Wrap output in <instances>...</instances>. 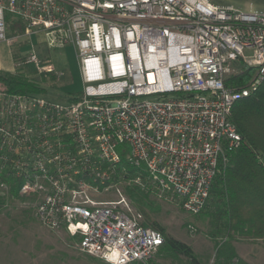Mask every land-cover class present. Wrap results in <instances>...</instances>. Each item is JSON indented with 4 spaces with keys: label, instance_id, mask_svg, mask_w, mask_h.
Returning a JSON list of instances; mask_svg holds the SVG:
<instances>
[{
    "label": "built area",
    "instance_id": "built-area-1",
    "mask_svg": "<svg viewBox=\"0 0 264 264\" xmlns=\"http://www.w3.org/2000/svg\"><path fill=\"white\" fill-rule=\"evenodd\" d=\"M0 44L30 45L39 75L56 72L40 52L73 47L83 81L74 102L0 91V194L109 264L147 263L164 237L96 197L133 183L199 214L242 143L232 110L264 82V11L209 0H0Z\"/></svg>",
    "mask_w": 264,
    "mask_h": 264
},
{
    "label": "rangeland",
    "instance_id": "rangeland-1",
    "mask_svg": "<svg viewBox=\"0 0 264 264\" xmlns=\"http://www.w3.org/2000/svg\"><path fill=\"white\" fill-rule=\"evenodd\" d=\"M209 1L216 6L233 7L244 13H260L264 10V0ZM33 43L38 44L36 38L33 39ZM12 49L0 44V70L15 73L21 68L26 77L48 89V94L43 95L45 98L65 103L64 97L69 93L82 92L80 65L73 47L54 49L47 53L40 52L39 55L47 56L54 66L55 82L51 81L50 77L37 74L34 68L20 63L31 53L30 45ZM15 55L21 59L18 63L15 62ZM238 72L239 67H235L233 74ZM130 185L134 184L119 185L108 194L96 198L109 202L125 200L131 209L130 214L137 218V210L125 195L126 188ZM151 201L153 208H147L151 219L162 227L168 236L192 247L203 264H227L225 256L231 250L235 254L232 264H264V241L240 240L229 245L223 240L215 242L209 235L211 231L209 219L199 215L200 213L189 214L175 203L161 201L154 195L151 196ZM18 205L20 204L15 202L13 205L15 208L12 206L0 212V264H109L81 252L76 237L65 231H52L41 226L33 213L25 211L24 208H17ZM219 249L225 251L221 258ZM180 261L185 262L184 259L171 258L161 248L147 264H180Z\"/></svg>",
    "mask_w": 264,
    "mask_h": 264
},
{
    "label": "trees",
    "instance_id": "trees-1",
    "mask_svg": "<svg viewBox=\"0 0 264 264\" xmlns=\"http://www.w3.org/2000/svg\"><path fill=\"white\" fill-rule=\"evenodd\" d=\"M14 59L16 63L21 60L18 55H15ZM241 65V63L235 65L239 67V72L232 75L228 85L245 87L253 78L255 70ZM43 76L50 77L53 82L56 81L53 73ZM0 91L38 96L48 94V89L26 77L21 68L15 73L0 70ZM78 96V93H69L64 97L65 102L77 101ZM230 120L241 135L242 143L230 156V166L214 181L199 215L209 219L211 224L209 235L215 242L223 240L229 245L240 240L264 241V82L251 96L235 104ZM122 166L127 168L126 174L129 179L143 173L142 170L133 168L124 161ZM125 195L143 219L140 221L141 225L162 233L164 237L162 249L168 256L176 260L184 259L185 262L180 261V264H203L192 247L168 236L165 230L151 219L147 213V208H153L151 201L153 194L150 191L138 185H130L126 188ZM15 202L20 204L17 208H24L25 211L32 213L25 206L26 200L20 198L17 193L8 196L0 194V212L12 208ZM231 251L225 256L227 264H232L235 258L234 252ZM223 252L225 251L219 249L220 258Z\"/></svg>",
    "mask_w": 264,
    "mask_h": 264
},
{
    "label": "crops",
    "instance_id": "crops-1",
    "mask_svg": "<svg viewBox=\"0 0 264 264\" xmlns=\"http://www.w3.org/2000/svg\"><path fill=\"white\" fill-rule=\"evenodd\" d=\"M264 11V10H263Z\"/></svg>",
    "mask_w": 264,
    "mask_h": 264
}]
</instances>
